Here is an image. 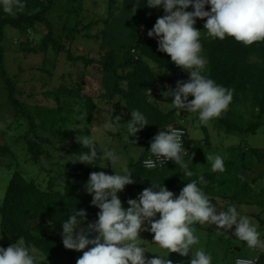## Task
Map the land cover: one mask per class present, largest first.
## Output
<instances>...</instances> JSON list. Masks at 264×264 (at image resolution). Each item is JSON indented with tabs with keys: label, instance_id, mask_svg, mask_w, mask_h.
<instances>
[{
	"label": "trees",
	"instance_id": "trees-1",
	"mask_svg": "<svg viewBox=\"0 0 264 264\" xmlns=\"http://www.w3.org/2000/svg\"><path fill=\"white\" fill-rule=\"evenodd\" d=\"M58 1L24 0V9L22 11L14 10L13 14L5 13L0 8V69L2 74L7 73L4 66L8 52L3 45V40L8 26L16 28L20 33V51L25 54L41 51L44 55V61L38 66L39 72H35L30 78V94L25 95L24 91L19 89L15 78L4 76L11 89L9 99L14 107L16 117L25 118L29 122V130L23 139L29 152L33 155L32 160L38 163L41 154H46L47 149L52 146L53 149L61 153L59 157L67 159V162L69 161L71 164V167L67 165L63 168L66 182L59 190L52 186H49L48 190H43L34 182L28 181L20 170H15L7 186L4 199L0 203V232L2 244L5 247L23 239L31 250L32 247H36L47 258L70 256L74 259L75 250L65 248L62 242V222L67 220L74 210L84 209L87 213V220L82 223L83 227H86L88 222H94L97 219L99 211L91 204L92 195L86 191V183L90 173L95 172L96 168L105 161L98 158L93 162L94 165L80 161L72 163L80 151H87L77 142L76 137L93 134L91 124L100 107L97 100L104 103H116L117 110L113 111L115 116H123L129 120L131 110H139L149 122L131 138L135 144L144 146L145 149L140 153L139 159L130 164L129 170L133 173L134 182L126 185L124 190L118 193L125 208L129 206L128 199L137 198L139 193L145 188L152 187L153 183L162 184L178 196L188 182L197 180L198 186L203 187L207 195H218L216 184L222 187L227 181H219L217 176L228 173L227 170L223 173L206 174V172L203 175L207 181L206 185L208 186H206L200 185L199 177L195 175L180 183L178 177L172 175V169L175 166L178 167L174 161L160 168V171L159 169L151 171L143 167V160L150 154L151 139L159 130H166L167 126L172 123L182 124L183 126H181L187 130L183 144L185 150L183 159L190 166L194 162L193 153L198 149L193 146L192 140L188 136L185 122L183 120L181 122V118H176V110L165 111L158 107L154 101L151 102L148 99V96H151L149 92L156 90L161 83L160 80L163 79L153 70V66L171 72L174 79L175 77L187 80L189 78V73L175 65L167 53L157 50V40L147 35L157 18L164 15L163 9L148 7L146 0H114L113 6L110 4V9L108 8L109 17L104 20L108 24V30L101 29L96 34H92L91 24L83 26L86 31L84 36L99 41L103 51L98 59H91L86 53L74 55L72 52L71 54L70 45L73 44L81 31L77 28V24L81 23L80 16L72 21L67 17L60 30H56L49 19L48 15L56 7ZM82 10L78 6L76 15ZM192 10L190 5L187 11ZM205 10H209L208 5L205 6ZM98 22L100 21L93 24ZM74 23L75 26L72 27ZM40 24L47 26L44 36H42L43 32H39ZM67 27L68 29L72 28L69 34H66L60 41L59 33H67ZM195 27L198 30L201 29L197 24ZM38 35L39 37H37ZM65 37L69 41L66 40L64 43ZM200 42L203 49L202 55L208 61L207 74L218 84L233 90V99L228 109L216 117L218 125L224 126L227 133L238 131L256 133L261 124L259 117L264 114V41L245 46L235 41L233 37H226L224 40L213 39L203 32ZM59 56L67 57L72 68L79 63H83L84 68L81 69L80 75H76L72 69L68 74L60 76L61 84L52 88L54 68ZM152 64L154 65L152 66ZM180 73L182 78H179ZM60 93L75 100L67 113L69 111L76 113V117L85 118V124L82 129H73L62 137L58 136V141L54 143L39 134L31 103L37 102L42 96H54L57 99ZM247 105L249 106V115L257 120L245 125L242 122L243 112H239V108L244 106L247 108ZM120 107L124 112H118ZM68 121L67 119L66 124ZM202 127L208 134L205 124H202ZM54 129L52 126L45 128V130H49L48 133L54 132L58 135V128ZM206 143L209 144V141L207 140ZM5 149L4 147L3 150L6 151ZM252 151L258 159L255 163L245 162L244 158L246 157L244 156L243 160L236 157L235 162L234 159L229 160L227 157L224 161L226 169L233 173H239L234 175H242L246 178L251 168L264 160L261 150L253 149ZM161 172L165 176H161L162 178L157 180L156 173ZM234 187L235 194L230 197L237 198L241 204L248 202L246 200L247 192L250 190L248 181L244 184H235ZM242 192L245 195L243 197L241 196ZM258 264H264V251L259 254Z\"/></svg>",
	"mask_w": 264,
	"mask_h": 264
},
{
	"label": "clouds",
	"instance_id": "clouds-1",
	"mask_svg": "<svg viewBox=\"0 0 264 264\" xmlns=\"http://www.w3.org/2000/svg\"><path fill=\"white\" fill-rule=\"evenodd\" d=\"M146 5L164 11V15L158 17L148 30V37L157 40L159 52L167 53L175 65L189 72L188 80H178L174 89L164 91L169 84L168 80L161 79L159 87L149 94L152 97H173L174 108L198 113L201 124H207L228 109L233 90L218 84L207 74L208 61L202 55L201 32L195 27L196 18H207L203 28L208 37L220 40L233 37L235 41L249 46L264 41V0H146ZM190 5L193 10L187 11ZM206 5L210 6V10H205ZM24 7V0H0V8L8 14H13L14 10L22 11ZM153 70L161 72L157 66H153ZM181 76L180 73L179 78ZM189 96L194 98L189 100ZM130 114L126 132L121 131V117L111 114L104 120L102 129H94L92 135L76 137L87 151H80L74 161L94 165L93 162L99 158L110 161L114 170V174L92 172L87 180L86 191L92 195L91 204L99 209L97 219L82 227L87 213L80 209L74 210L62 222L61 235L65 248L79 251L92 245L83 252L77 264H172L167 259L170 252L187 256L190 251V264H212L210 253L203 249L193 251V246L199 243L193 227L195 224L215 225L217 235L227 234L231 229L249 249L264 251L259 224L241 214L235 205L221 208L217 201L214 205L203 187L198 186L197 180L188 182L178 196L162 184L153 183L137 198L128 199L127 208L122 205L118 193L134 182L133 173L126 166H121L120 171L115 170L121 155L103 147L100 137L107 133H119L130 143L129 137L149 124L141 111L131 110ZM97 131L99 134H96ZM182 135L181 129L171 125L166 130H159L150 141L151 157L143 161L144 166L154 168L157 164L164 165L166 160L174 161L186 177H192L194 173L183 159ZM130 144L134 145L135 141ZM129 156L138 160L140 153L133 151ZM206 159L211 162L212 172L225 171V157L209 154ZM198 180L200 185L207 184L203 175ZM157 214L159 218L154 219ZM141 231L154 233L152 242L167 250L166 253L150 251L143 246ZM146 251L159 253V256L146 257ZM0 264H42V261H38L25 241L20 239L7 248L0 246ZM235 264H255V261L237 260Z\"/></svg>",
	"mask_w": 264,
	"mask_h": 264
},
{
	"label": "rangeland",
	"instance_id": "rangeland-1",
	"mask_svg": "<svg viewBox=\"0 0 264 264\" xmlns=\"http://www.w3.org/2000/svg\"><path fill=\"white\" fill-rule=\"evenodd\" d=\"M113 3L114 0H59L56 4V7L50 12L48 16L56 30H60L62 28V25L63 23L65 24V19L67 17H69L72 21L73 19L80 16L81 23L77 24V28L81 31L78 33L76 40L73 41V44L70 45L71 54L72 52L74 55L86 53L89 58L98 59L100 57V53L103 52L101 44L99 41L93 38L85 37L84 33L86 31L83 29V26L84 24H91L90 29L92 34H96L101 29H104L105 31L108 30V24L104 22V20L109 17V6L110 4L113 6ZM78 6H80L83 10L82 12L79 11V13L76 15V9ZM206 19L207 18H196L195 24L201 27V33H207L206 29L203 28ZM96 21L100 22L93 24ZM73 26H75V23L72 25V27ZM39 28V32H43L42 36H44L45 32L47 31V26L40 24ZM71 28L68 29L67 27L68 32L65 34L64 32L59 33L60 41L66 34H69ZM39 35L37 37H39ZM66 40L69 41V39L65 37L64 43ZM19 42V31L14 27L8 26L5 30V37L3 40V45L5 48H7L8 52L5 58L4 66L7 73L3 75L0 69V125H3V127H0V203H2L4 199L7 186L15 170H20L28 181L34 182L39 188L43 190H48L49 186L59 190L66 182V176L63 175V168H65L67 165L71 167L69 161L67 162V159L59 157L61 153L53 149L52 146L47 149L48 152L46 154H41L39 162L35 163L32 160V153L29 152L28 146L24 142L23 138L30 127L29 122L25 118L16 117L14 107L12 106V103L9 99L11 89L4 76H12L15 78L19 89L24 91L25 95L30 94V78L35 72H39L38 66L44 61V55L41 51L37 53L30 52L25 54L24 52L20 51ZM57 58V65L54 68V76L52 78L54 82L52 88L61 84V81L59 80L60 76L68 74V72H70L72 69L76 75H80L81 69L84 68L83 63H79V65L76 67L73 66L72 68V64L65 56H59ZM153 65L154 64H152V66ZM159 70H161V72H158L159 76L168 80L169 84L168 88L164 91L174 89L178 80L186 81V79H176V77L174 79V75L167 70ZM183 71L189 73L187 70L183 69ZM193 98L194 97L189 96V100ZM148 99L151 102L154 101L158 107L165 111L175 109L177 116L175 117L181 118L180 121L183 120L185 122V125L188 129V136L192 140L193 146H196L198 149L193 153L194 162L191 164V166L187 161H184L189 164V168H192L195 176L199 177L201 175H205L206 172V174H210L212 172L211 162L207 161L206 159V155L209 154H219L222 157H225V160L227 157L229 160L234 159V162L236 161V157H239L240 160H243L242 157L244 156L246 157L244 158L245 162L250 161L252 163H255L258 160L257 157L253 155V149L261 150L264 155V114L259 117L261 124L256 133H243L241 131L227 133L224 126L218 125L217 118H213L207 124H205L207 127L206 131H208V134H206L199 120L198 113L174 108L172 106L173 97H164L163 95L154 97L148 96ZM97 101L99 102L100 107L92 121V131L94 129H102L104 120L109 118L111 114L115 116L113 111L117 110L116 103H104L99 100ZM74 102L75 100H72L70 97H65L60 93L57 99H55L54 96H42L37 102L31 103L32 111L36 117V124L38 126L37 130L40 132L39 134L43 135L45 138H49L55 143L58 141V136L62 137L66 132L73 129H82L85 124V118L76 117V113L69 111L67 113V110L70 109V105L72 106ZM81 102L80 104L83 105ZM248 109V105L247 108L245 106L243 108H239V112H243L242 122H244L245 125L257 120L255 117L249 115ZM118 112L122 113L124 110L120 107L118 108ZM120 117V122L122 123L121 131L126 132L128 120L123 116ZM67 119L69 121L66 124ZM51 126L53 129L58 128V135L54 132L48 133L49 130H45V128ZM31 134L34 135L33 133ZM96 134H99V131H97ZM131 138L132 136L129 137L130 143L132 142ZM100 139L103 147L113 149L121 155L120 162L115 166L116 171H120L121 166H126L129 169L130 164L133 161H136L129 156L130 152L136 151L141 153L145 149L144 146H139L138 144L132 145L126 142L124 140V136L120 135L119 133L116 135L107 133L102 135ZM207 140L209 141V144L206 143ZM4 147L6 148V151L3 150ZM72 163L74 164L76 161L72 160ZM103 164L106 166H98L95 172L104 171L106 174H114V170L111 167L110 161L105 160ZM160 170L161 169H159V171ZM225 170H227L228 174H218L217 179L219 181L226 180L227 183L222 187L221 185L219 186V184H216L218 187L216 189V191H218V195L211 197V202L214 205L218 202V207L221 208H226L229 205H235L241 214L253 218L259 224L258 230L261 232V238L264 239V172H262L260 176L256 178V181L254 179L255 182H251L247 180V176L245 178L242 177V175H234L239 173L230 172L228 169H226V167ZM156 174L158 177L157 180H160V178H162L161 176H165L162 174V172ZM172 175L177 176L180 183L183 180L190 178L184 175L179 165L178 167L175 166L172 169ZM214 181L215 179L213 180V183ZM246 181H248V185L250 187L246 197L248 202H243V204H241L238 202L237 198H226L227 196H232L235 194V184H244ZM243 195L244 192H242L241 196L243 197ZM243 210L246 212H243ZM158 218L159 216L155 217L154 219ZM81 226L83 227V223ZM193 227L195 229V235H197L199 238V243L193 246V251L197 249H203L206 253H210L212 256V264H235L237 257H254L258 256L261 252L260 249H249L245 242L240 241L235 237L233 230L231 229L228 230V235H217V229L215 225L202 226L195 224ZM234 228L235 226H233V229ZM153 236L154 233L149 231H141L140 238L144 240L143 246H145L150 251L159 252L160 254L166 253L167 250L160 249L157 244L152 242ZM0 246L7 248L3 246L2 238H0ZM91 247L92 245H88L83 250H75L74 259L70 256H55L52 258H47L36 247H32V251L36 259L38 261H42V264H77V260L83 255V252L87 251ZM239 248L241 249L240 251ZM159 253L146 251L145 255L146 257L154 258L159 256ZM191 258V251L187 256H181L176 252H170L167 256V259L171 260L172 264H190Z\"/></svg>",
	"mask_w": 264,
	"mask_h": 264
},
{
	"label": "built area",
	"instance_id": "built-area-1",
	"mask_svg": "<svg viewBox=\"0 0 264 264\" xmlns=\"http://www.w3.org/2000/svg\"><path fill=\"white\" fill-rule=\"evenodd\" d=\"M182 122V121H181ZM171 126H173L174 128H178V129H181L182 130V132H183V135H182V144H184V141H185V137H186V134H187V130L184 128V127H182L183 125L182 124H170ZM182 125V126H181ZM168 127V126H167ZM167 129V128H166ZM149 157H151V153L145 158V159H147V158H149ZM144 159V160H145ZM154 159V158H153ZM143 160V161H144ZM172 161H168V160H166L165 162H164V165H160V164H157V166L156 167H154V168H148V167H145L144 166V164H143V167H145L146 169H148V170H154V169H160V168H163V167H165V166H167L169 163H171ZM254 260L255 261V264H258V262H259V256H254V257H237L236 258V261L237 260ZM235 261V262H236Z\"/></svg>",
	"mask_w": 264,
	"mask_h": 264
},
{
	"label": "water",
	"instance_id": "water-1",
	"mask_svg": "<svg viewBox=\"0 0 264 264\" xmlns=\"http://www.w3.org/2000/svg\"><path fill=\"white\" fill-rule=\"evenodd\" d=\"M264 172V161L258 162L256 163L251 170L249 171L248 175H247V180L248 181H253L254 179H256L257 177L260 176V174ZM244 196V195H243ZM241 249L239 248V251Z\"/></svg>",
	"mask_w": 264,
	"mask_h": 264
},
{
	"label": "crops",
	"instance_id": "crops-1",
	"mask_svg": "<svg viewBox=\"0 0 264 264\" xmlns=\"http://www.w3.org/2000/svg\"><path fill=\"white\" fill-rule=\"evenodd\" d=\"M192 148H193V147H192ZM192 148H191V149H192ZM226 196H227V195H226ZM209 197L211 198V197H215V196H214V195H211V196H209ZM226 198H230V196H227ZM240 206H241V205H240ZM243 212H246V211L243 210ZM258 249H259V248H256V250H258Z\"/></svg>",
	"mask_w": 264,
	"mask_h": 264
}]
</instances>
